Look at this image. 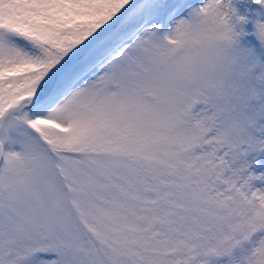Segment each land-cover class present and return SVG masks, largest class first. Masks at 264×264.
<instances>
[{
    "label": "snow or ice",
    "instance_id": "snow-or-ice-1",
    "mask_svg": "<svg viewBox=\"0 0 264 264\" xmlns=\"http://www.w3.org/2000/svg\"><path fill=\"white\" fill-rule=\"evenodd\" d=\"M0 264H264V0H0Z\"/></svg>",
    "mask_w": 264,
    "mask_h": 264
}]
</instances>
